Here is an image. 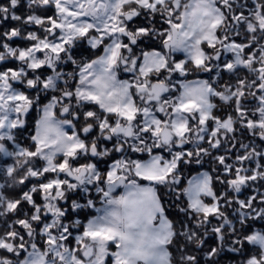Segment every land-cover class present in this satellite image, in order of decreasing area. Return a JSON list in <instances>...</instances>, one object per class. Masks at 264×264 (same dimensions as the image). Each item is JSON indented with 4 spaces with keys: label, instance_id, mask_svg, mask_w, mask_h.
I'll return each mask as SVG.
<instances>
[{
    "label": "snow or ice",
    "instance_id": "obj_1",
    "mask_svg": "<svg viewBox=\"0 0 264 264\" xmlns=\"http://www.w3.org/2000/svg\"><path fill=\"white\" fill-rule=\"evenodd\" d=\"M0 156V264H264V0H0Z\"/></svg>",
    "mask_w": 264,
    "mask_h": 264
},
{
    "label": "flooded vegetation",
    "instance_id": "obj_2",
    "mask_svg": "<svg viewBox=\"0 0 264 264\" xmlns=\"http://www.w3.org/2000/svg\"><path fill=\"white\" fill-rule=\"evenodd\" d=\"M26 11V8L20 9L18 14H22ZM15 23V22H13ZM32 117L33 119H31L27 125V128L25 131H23L22 136H21V142L26 146L27 144L30 143L28 137L30 136V134L33 132V126H34V118H35V113H32ZM6 162V158H3L2 156H0V164H3ZM7 162H11L10 160H8ZM2 182V181H0ZM121 189H119L120 191ZM118 191V192H119ZM75 232V230H74ZM110 263V262H109ZM224 264H229V260L226 258L224 261Z\"/></svg>",
    "mask_w": 264,
    "mask_h": 264
},
{
    "label": "crops",
    "instance_id": "obj_3",
    "mask_svg": "<svg viewBox=\"0 0 264 264\" xmlns=\"http://www.w3.org/2000/svg\"><path fill=\"white\" fill-rule=\"evenodd\" d=\"M123 191V189H121L119 192H117V194H119L120 192H122ZM110 264V263H109Z\"/></svg>",
    "mask_w": 264,
    "mask_h": 264
},
{
    "label": "trees",
    "instance_id": "obj_4",
    "mask_svg": "<svg viewBox=\"0 0 264 264\" xmlns=\"http://www.w3.org/2000/svg\"><path fill=\"white\" fill-rule=\"evenodd\" d=\"M89 211H91V210H89ZM94 214V213H93ZM81 219H84V217H81ZM86 222V221H85ZM110 262V261H109Z\"/></svg>",
    "mask_w": 264,
    "mask_h": 264
},
{
    "label": "water",
    "instance_id": "obj_5",
    "mask_svg": "<svg viewBox=\"0 0 264 264\" xmlns=\"http://www.w3.org/2000/svg\"><path fill=\"white\" fill-rule=\"evenodd\" d=\"M119 191V189L117 190V192Z\"/></svg>",
    "mask_w": 264,
    "mask_h": 264
},
{
    "label": "rangeland",
    "instance_id": "obj_6",
    "mask_svg": "<svg viewBox=\"0 0 264 264\" xmlns=\"http://www.w3.org/2000/svg\"><path fill=\"white\" fill-rule=\"evenodd\" d=\"M99 206V205H98Z\"/></svg>",
    "mask_w": 264,
    "mask_h": 264
}]
</instances>
